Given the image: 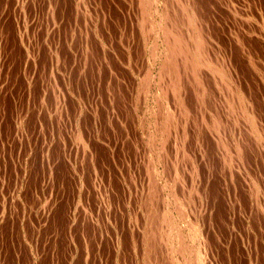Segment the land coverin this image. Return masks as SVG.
Wrapping results in <instances>:
<instances>
[{
  "label": "rangeland",
  "instance_id": "374dc122",
  "mask_svg": "<svg viewBox=\"0 0 264 264\" xmlns=\"http://www.w3.org/2000/svg\"><path fill=\"white\" fill-rule=\"evenodd\" d=\"M183 260L264 264V0H0V264Z\"/></svg>",
  "mask_w": 264,
  "mask_h": 264
},
{
  "label": "bare ground",
  "instance_id": "6f19581e",
  "mask_svg": "<svg viewBox=\"0 0 264 264\" xmlns=\"http://www.w3.org/2000/svg\"><path fill=\"white\" fill-rule=\"evenodd\" d=\"M140 3V2H139ZM141 4V3H140ZM178 32V31H177ZM169 35V34H168ZM186 38V37H185ZM167 39V38H166ZM170 40V39H169ZM154 41V40H153ZM166 42H167V40H166ZM174 42V41H173ZM204 42V41H203ZM169 45V44H168ZM177 46V45H176ZM165 48H166V46H165ZM169 48H170V46H169ZM167 49V48H166ZM173 49V48H172ZM172 49H170V50H172ZM179 49V48H178ZM178 49H177V53H179L178 52ZM173 51V50H172ZM171 52V51H170ZM165 54V53H164ZM173 54H175V52H173ZM180 54V53H179ZM169 55V54H168ZM182 56V55H181ZM167 57V56H166ZM170 58V57H169ZM169 58H168V60H169ZM169 61H171V60H169ZM187 61V60H186ZM188 62V61H187ZM174 65V64H173ZM180 68V67H179ZM172 71V70H171ZM229 71V70H228ZM188 72V71H187ZM173 76V75H172ZM145 79V78H144ZM204 81V80H203ZM174 82V81H173ZM212 83V82H211ZM223 83V82H222ZM181 89V88H180ZM200 91V90H199ZM211 92V91H210ZM176 94V93H175ZM214 94V93H213ZM209 99V98H208ZM249 99V98H248ZM215 104V103H214ZM212 106V105H211ZM195 108V107H194ZM161 109V108H160ZM236 109V108H235ZM190 111H192V110H190ZM256 111V110H255ZM216 112V111H215ZM208 114V113H207ZM165 115V114H164ZM219 118V117H218ZM227 120V119H226ZM214 122V121H213ZM209 124V123H208ZM157 125V124H156ZM209 126V125H208ZM248 128V127H247ZM166 130V129H165ZM164 138V137H163ZM249 144V143H248ZM176 184V183H175ZM180 208V207H179ZM184 212V211H183ZM166 214V213H165ZM169 215V214H168ZM165 216V215H164ZM163 216V217H164ZM169 217V216H168ZM165 221V224L167 223V224H169L170 223V218H169V221L167 220V219H165L164 220ZM174 221V220H173ZM175 223V222H174ZM173 223V224H174ZM176 225H178L177 223H175ZM158 225H159V223H158ZM170 225V224H169ZM171 226V225H170ZM173 226V225H172ZM166 228V227H165ZM162 229V228H161ZM164 229V228H163ZM155 231V230H154ZM178 233V232H177ZM180 236V235H179ZM174 237H176V236H174ZM181 237V236H180ZM179 237V238H180ZM178 238V239H179ZM171 239V238H170ZM157 240V239H156ZM171 242V241H170ZM171 244V243H170ZM180 244H181V242H180ZM186 244V243H185ZM151 246V245H150ZM187 246V245H186ZM148 247V246H147ZM181 247V249L182 250H185V246L183 247V245L182 246H180ZM152 249V248H151ZM150 249V250H151ZM168 249V248H167ZM179 249V248H178ZM178 249H176V250H178ZM174 250V249H173ZM180 250V249H179ZM168 252V251H167ZM190 252H192V251H190ZM181 253V252H180ZM145 255V254H144ZM169 255H170V253H169ZM182 256V255H181ZM188 257H189V255H188ZM185 257H183V259H184ZM166 259V258H165ZM188 259V258H187ZM184 261V260H183ZM189 261V260H188ZM192 261V260H191ZM184 263H185V261H184ZM189 263V262H188ZM185 264H187V263H185ZM190 264V263H189Z\"/></svg>",
  "mask_w": 264,
  "mask_h": 264
}]
</instances>
